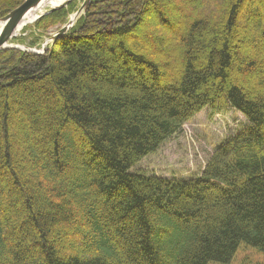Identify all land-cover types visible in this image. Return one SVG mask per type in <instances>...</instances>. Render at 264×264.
<instances>
[{
    "label": "trees",
    "instance_id": "1",
    "mask_svg": "<svg viewBox=\"0 0 264 264\" xmlns=\"http://www.w3.org/2000/svg\"><path fill=\"white\" fill-rule=\"evenodd\" d=\"M67 10L14 39L38 46ZM79 23L51 54L0 52V264L264 252V0H91ZM207 106L250 125L201 176L132 172Z\"/></svg>",
    "mask_w": 264,
    "mask_h": 264
},
{
    "label": "rangeland",
    "instance_id": "2",
    "mask_svg": "<svg viewBox=\"0 0 264 264\" xmlns=\"http://www.w3.org/2000/svg\"><path fill=\"white\" fill-rule=\"evenodd\" d=\"M83 2L84 0H74L64 7L68 8L65 19L60 23L49 26L46 31L47 34L41 36L38 46L28 47L26 45L25 42L34 38L35 28L24 29V27L16 32V35L9 41V45L41 49L59 28L67 24L71 17L76 15ZM53 6L55 5H48L39 10L37 17ZM85 13L83 12L80 15L70 30L79 27V20ZM152 19L156 21L155 15L150 12L145 20L150 21ZM35 22L26 26H35ZM15 37L25 38L26 40L21 43L15 40ZM51 44V41L46 44L47 51L50 49ZM249 125L250 121L247 117L234 107L219 110L207 106L186 122L181 132L168 138L154 153L138 163L132 169V172H142L167 178L190 179L199 177L215 150L244 131ZM209 264L225 263L210 262ZM228 264H264V252L242 243L234 259Z\"/></svg>",
    "mask_w": 264,
    "mask_h": 264
},
{
    "label": "water",
    "instance_id": "3",
    "mask_svg": "<svg viewBox=\"0 0 264 264\" xmlns=\"http://www.w3.org/2000/svg\"><path fill=\"white\" fill-rule=\"evenodd\" d=\"M72 1L74 0H65L62 3H59L46 12H44L42 15H39L33 22L39 20L43 16L53 13L59 9H62L66 6H68ZM43 0H26L23 4H21L19 7L5 15L4 17L0 18V52L3 49L14 47L17 49H22L38 54L46 53L47 47L46 44L49 43V41L52 42L50 47V54L52 53L55 43L67 32L70 31L71 27L74 25V22L80 17V15L83 12H86L91 0H84L82 6L78 9L75 16H72L70 21L63 25L61 28H59L55 34L51 36V38L48 39L47 43H45L41 49L38 48H26L21 47L19 45H9V41L16 35L17 29L23 25V22L25 21V18L29 15L31 11H33L37 6H39ZM31 22V23H33ZM28 24V23H27Z\"/></svg>",
    "mask_w": 264,
    "mask_h": 264
},
{
    "label": "bare ground",
    "instance_id": "4",
    "mask_svg": "<svg viewBox=\"0 0 264 264\" xmlns=\"http://www.w3.org/2000/svg\"><path fill=\"white\" fill-rule=\"evenodd\" d=\"M64 1L65 0H43V2L39 6H37L33 11H31L29 13V15L25 18L23 25H21L17 29V32H19L23 27H25L27 25V23L29 24V23L33 22L37 18V12L39 10H41L42 8H44L45 6L57 5V4L62 3ZM0 28H1V24H0Z\"/></svg>",
    "mask_w": 264,
    "mask_h": 264
}]
</instances>
